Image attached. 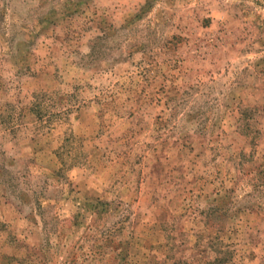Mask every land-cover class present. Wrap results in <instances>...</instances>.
Instances as JSON below:
<instances>
[{"label":"rangeland","instance_id":"rangeland-1","mask_svg":"<svg viewBox=\"0 0 264 264\" xmlns=\"http://www.w3.org/2000/svg\"><path fill=\"white\" fill-rule=\"evenodd\" d=\"M0 264H264V0H0Z\"/></svg>","mask_w":264,"mask_h":264},{"label":"trees","instance_id":"trees-1","mask_svg":"<svg viewBox=\"0 0 264 264\" xmlns=\"http://www.w3.org/2000/svg\"><path fill=\"white\" fill-rule=\"evenodd\" d=\"M106 238V240H104V241H102L103 242V246L104 247H106L107 246V243H109L110 242V240H109V238L108 237H105Z\"/></svg>","mask_w":264,"mask_h":264}]
</instances>
